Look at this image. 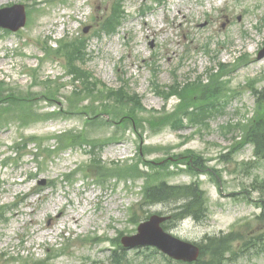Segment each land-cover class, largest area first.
<instances>
[{"label": "rangeland", "instance_id": "374dc122", "mask_svg": "<svg viewBox=\"0 0 264 264\" xmlns=\"http://www.w3.org/2000/svg\"><path fill=\"white\" fill-rule=\"evenodd\" d=\"M15 3L25 5L27 23L17 31L0 27V82L6 81L0 90L33 95L30 108L38 113L65 109L59 118L31 116L25 126L14 109L6 115L10 126L0 127V204L10 209L9 220L0 224V264H115L113 257L123 258L120 264H184L168 261L152 246L125 247L121 238L137 233L152 214L176 211L173 200L144 202L143 182L188 184L195 178L205 192L206 218L172 217L166 229L205 243L207 260L209 237L245 223L241 232L260 238L252 252H236L230 262L264 264V156L255 154L243 128L264 119V97L256 94L264 88V57L258 58L264 0H0V8ZM115 4L112 23L119 29L98 34ZM73 41L81 47L78 81L67 66L66 48ZM214 75L221 83L215 97L220 104L212 110L200 94L182 90L210 84ZM85 87L94 89L97 112L114 115L103 103L116 105L121 93L138 117L118 124L88 120L81 114L89 102L81 100ZM135 92L141 105L128 97ZM74 93L81 95L77 109L70 108ZM165 93H171L168 102L158 95ZM184 103H191L189 111ZM152 116L160 120L151 129ZM21 135L37 141L15 163L9 156ZM87 136L102 145H76ZM188 151L201 158L198 176L178 167V159L192 158L175 155ZM135 163L138 169L126 168ZM206 168L211 175L202 172ZM77 215L79 223L72 219ZM240 245L232 241L229 250Z\"/></svg>", "mask_w": 264, "mask_h": 264}, {"label": "trees", "instance_id": "16d2710c", "mask_svg": "<svg viewBox=\"0 0 264 264\" xmlns=\"http://www.w3.org/2000/svg\"><path fill=\"white\" fill-rule=\"evenodd\" d=\"M123 12V11H120ZM116 10L113 11L112 15L108 18L106 21L107 26L110 28L109 31H114L116 29V23H112L116 19ZM121 16V15H119ZM81 44H84V41H80ZM67 56H68V64L70 67V73L73 72V68L78 73L79 71L82 72V70L76 66V60L79 54H81V47L77 45V42H73L72 44L68 45V48H66ZM84 53V51H83ZM216 85H221L219 83V76L214 75L212 77V81L210 84H204L202 82H199L193 87H186L182 90H191L195 93H198L201 95V99L206 100H215V97L218 95V88ZM178 84L176 87H179ZM194 89V90H193ZM89 91V89L87 90ZM90 92V91H89ZM52 93V91H50ZM80 95L77 93L73 96V100L70 102V105L73 107H79V101L77 99ZM75 97V98H74ZM128 97L131 99V103H136L138 105H141L140 99L138 95H130L128 94ZM259 97H264V90L261 91ZM82 100V99H81ZM114 101L117 103L116 105H111L109 103H103V106L106 107V109L111 110L114 115L119 120H126V119H136L137 113H135L137 107L131 106L127 107L128 104H123L125 101V98L121 95V93L117 94V98L114 99ZM30 101L19 94L14 93H6L4 90H0V119L5 118L7 120V116L9 113H11L14 109H17L19 111V114H21L20 119L25 124H28V119L32 116L34 120H37L41 118L44 115H48L49 112L42 114L38 113L34 110V108H30ZM191 104V103H189ZM189 104L184 103V110H187V106ZM204 106H207L208 104L203 103ZM114 106V107H113ZM87 110L94 112L96 111V107H94L92 104L85 107ZM183 109V106L179 108V110ZM59 110H62L61 107H59ZM93 112V113H94ZM51 114H58L57 110L54 112H50ZM195 115L196 112L192 111V113H186ZM99 117V114L96 115V118ZM171 116H168L170 118ZM95 118V119H96ZM154 119L160 120L159 117L152 116L150 120L151 128H154L153 125H156V122ZM181 121V119H179ZM243 128L247 132V136L252 138V141L254 142L256 146L257 154L264 156V119L262 121L258 122L256 125L252 122H248L246 125H243ZM21 142L23 143L24 147L26 148L28 146V141L21 139ZM92 146H97V144H92ZM191 154H185L182 155L184 158H192L191 160H187L189 164L191 162L196 161L194 164L195 166L192 168L195 170V168L199 167L201 165V158L193 154V152H190ZM128 166V167H127ZM126 168L128 169H138L139 163H135L134 165L127 164ZM193 166V165H192ZM144 193L145 198L148 202H166V201H176L181 202L180 205L176 207L177 212L174 214L175 219H182L186 216L192 215L197 219H202L206 214V208L203 204H205V201H203L202 192L199 190L198 186L192 185L190 187L185 186H179V185H170L166 182H159V183H150L145 185L144 187ZM5 213L0 208V220L4 218ZM236 235L235 233H230L225 236L221 237H215L210 238L209 243L207 246H212V249L207 257V260H201V264H223L226 260V254L227 251H229V246L232 241L235 239ZM256 238L248 235L247 237L242 238V244L239 247V253L245 250H251L255 243ZM203 252H205V249L203 248ZM207 252V251H206ZM234 254L236 251L233 252ZM231 259V258H230Z\"/></svg>", "mask_w": 264, "mask_h": 264}, {"label": "water", "instance_id": "95a60500", "mask_svg": "<svg viewBox=\"0 0 264 264\" xmlns=\"http://www.w3.org/2000/svg\"><path fill=\"white\" fill-rule=\"evenodd\" d=\"M11 12H18L16 17H11ZM26 15L24 6L15 5L12 8L0 10V24L18 29L25 24ZM87 30V29H86ZM264 56V50L259 57ZM167 217L153 215L147 222L139 226V234L131 237H124L123 242L129 245L150 244L156 245L164 252L177 259L192 261L197 258L199 249L192 243L185 242L166 232L161 223Z\"/></svg>", "mask_w": 264, "mask_h": 264}, {"label": "bare ground", "instance_id": "6f19581e", "mask_svg": "<svg viewBox=\"0 0 264 264\" xmlns=\"http://www.w3.org/2000/svg\"><path fill=\"white\" fill-rule=\"evenodd\" d=\"M76 223H79L80 222V217L77 215V216H73L72 218Z\"/></svg>", "mask_w": 264, "mask_h": 264}]
</instances>
